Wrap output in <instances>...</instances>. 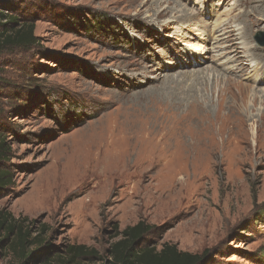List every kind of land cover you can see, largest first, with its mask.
Masks as SVG:
<instances>
[{
    "label": "rangeland",
    "instance_id": "obj_1",
    "mask_svg": "<svg viewBox=\"0 0 264 264\" xmlns=\"http://www.w3.org/2000/svg\"><path fill=\"white\" fill-rule=\"evenodd\" d=\"M7 2L37 38L0 54V212L43 234L29 264L73 244L105 254L140 220L159 248L264 264V0Z\"/></svg>",
    "mask_w": 264,
    "mask_h": 264
},
{
    "label": "trees",
    "instance_id": "obj_2",
    "mask_svg": "<svg viewBox=\"0 0 264 264\" xmlns=\"http://www.w3.org/2000/svg\"><path fill=\"white\" fill-rule=\"evenodd\" d=\"M10 7L7 0H0V54L12 49L30 48L37 40L34 24L21 21L16 9L11 10ZM11 155L12 148L0 127V193L14 183L13 170L6 164ZM155 227L140 220L119 231L117 236L120 237L110 244L105 254L86 245L73 244L58 253L48 251L43 256L44 261L38 264H208L209 249L194 253L181 250L170 242L159 248L150 239ZM13 235L17 237L11 240ZM43 240V234L31 236L30 230L24 232L22 222L11 213L0 212V251L9 248L15 256L9 264H29L35 257L29 252L30 245L40 248L45 243Z\"/></svg>",
    "mask_w": 264,
    "mask_h": 264
},
{
    "label": "bare ground",
    "instance_id": "obj_3",
    "mask_svg": "<svg viewBox=\"0 0 264 264\" xmlns=\"http://www.w3.org/2000/svg\"><path fill=\"white\" fill-rule=\"evenodd\" d=\"M261 23V22H260ZM231 27V26H230ZM230 27H225L223 30H225L226 31V33L228 34L227 35V37H226V39H228V38H230V31L232 30L233 32H232V34H231V37L234 35V32H235V28L236 27H234L233 29H230ZM240 30V29H239ZM236 31H237V29H236ZM242 34H243V36L245 37V31H242ZM239 35V34H238ZM244 37H242V36H240L239 38L240 39H242V41L241 42H239V44L240 43H242L243 45H246V43H247V41L245 40V38ZM237 38V37H236ZM235 38V39H236ZM225 39V40H226ZM232 40H234V39H232ZM251 48V47H250ZM254 50H251V49H249V52L247 53L249 56H251V57H253L252 59H250V61H254V58L255 59H259V58H261L263 55V53L261 52L262 50L260 49V48H258L257 46H255L254 45ZM194 51V56L192 57L193 58V60H191L190 62L188 61V59H187V61H185V60H182L180 63L182 64V66H184L185 68H188V67H190V66H193V65H199V62L198 63H196V60L197 59H195V58H199V57H196V56H200L199 54H197V52H199V50H196V49H194L193 50ZM226 51L228 52V53H233V54H231L232 55V57L230 56V57H228V59L230 60V61H232V62H235V43H230L229 45H228V47L226 48ZM238 51V50H237ZM237 51H236V53H237ZM243 52V51H242ZM255 52H257V53H259V57H254V55H255ZM244 53V52H243ZM240 55V54H239ZM238 55V56H239ZM237 56V55H236ZM191 58V57H190ZM186 59V58H185ZM202 63V62H201ZM185 64H186V66H185ZM188 65H190V66H188ZM208 75H210V74H208ZM246 89H248L247 87H246ZM244 90V89H243ZM258 93H259V91H255L253 94H254V99H257L258 98ZM201 112H206V110L204 109H202V110H200ZM165 146V145H164ZM161 147V146H160ZM170 149V148H169ZM164 150V149H163ZM166 152V151H165ZM169 156V155H168ZM158 158V157H157ZM154 160H156V156H154V158H153ZM133 163V162H132ZM130 163V168L131 169H133L134 168V170L132 171L133 173L131 174L132 175V177L133 176H135V174H136V172H137V168H136V165H134L135 163ZM79 168H81V167H79ZM119 170H116L115 172H118ZM79 172V170H77V173ZM112 172V171H111ZM119 174V173H118ZM82 175V174H81ZM76 176V175H75ZM79 177H81L80 176V174H79ZM85 177V176H84ZM131 177V178H132ZM78 181V180H77ZM136 188V186H134L133 187V190Z\"/></svg>",
    "mask_w": 264,
    "mask_h": 264
}]
</instances>
